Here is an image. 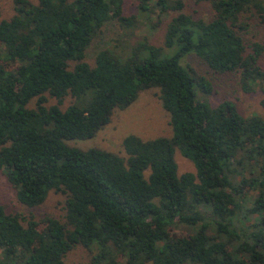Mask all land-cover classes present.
<instances>
[{
  "label": "trees",
  "instance_id": "trees-1",
  "mask_svg": "<svg viewBox=\"0 0 264 264\" xmlns=\"http://www.w3.org/2000/svg\"><path fill=\"white\" fill-rule=\"evenodd\" d=\"M204 1L208 20L182 13L181 0H138L145 15H172L163 48L142 43L124 59L105 50L90 66L86 50L108 22L135 23L123 0H14L0 21V171L28 209L51 192L65 200L62 219L41 227L0 206V264H64L76 246L95 250L91 264H264V119L210 106L199 94L212 84L181 64L192 55L244 91L264 81V45L243 37L252 19L264 25V0ZM151 88L172 138L127 136L126 158L66 144L92 138ZM175 147L195 174H177ZM176 223L191 235L170 236ZM210 223L236 239L231 251L207 235Z\"/></svg>",
  "mask_w": 264,
  "mask_h": 264
},
{
  "label": "rangeland",
  "instance_id": "rangeland-1",
  "mask_svg": "<svg viewBox=\"0 0 264 264\" xmlns=\"http://www.w3.org/2000/svg\"><path fill=\"white\" fill-rule=\"evenodd\" d=\"M123 1V15L127 18L135 17V23L132 27L125 28L117 20L108 22L94 37L91 45L86 50L85 61L90 66H94L96 55L105 50L111 51L120 59H124L142 43L163 48L166 24L172 15L157 19L156 14L145 15L141 13L138 10V0ZM181 1L184 4L182 13L191 15L194 19L208 20L212 16L211 7L204 0ZM14 14V0H0V21L8 20ZM249 23L250 26L243 34L247 45L249 46L252 43L264 45V25H260L256 19H252ZM181 64L184 67L191 68L197 75L204 77L212 84L213 92L210 96L199 94L201 99L210 106L216 107L223 102H231L242 116L258 115L264 119V81H259L252 86L253 89L244 91L236 76L214 74L205 64L192 55L183 58ZM261 66L264 69V59ZM72 101L70 97L65 98L60 106L61 110L68 107ZM55 104V99L48 98V105ZM34 105L35 100L30 102L29 108H33ZM130 135L143 141L172 138L169 115L163 109L159 100L158 89L142 90L129 107L124 110L115 109L110 122L92 138L66 141V144L81 151L98 149L126 158L122 141ZM173 158L179 176L185 173H196L193 163L183 157L177 147L174 148ZM64 200V195L51 192L44 204L34 209H28L16 201L14 189L0 171V206L7 213H18L24 217L32 215L41 227L43 220L47 217L62 219ZM236 225L241 227L238 222H236ZM248 225L249 223L246 226ZM209 226L207 235L213 240L225 243L227 250L231 251L232 247L236 245V239L225 235L223 232L220 233L212 223ZM168 233L170 236L191 235L190 228L183 223L172 225L168 229ZM94 251V249L76 246L66 255L64 264H91Z\"/></svg>",
  "mask_w": 264,
  "mask_h": 264
}]
</instances>
